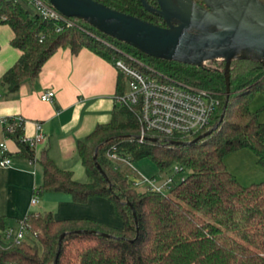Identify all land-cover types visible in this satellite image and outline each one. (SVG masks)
<instances>
[{
	"label": "trees",
	"instance_id": "trees-1",
	"mask_svg": "<svg viewBox=\"0 0 264 264\" xmlns=\"http://www.w3.org/2000/svg\"><path fill=\"white\" fill-rule=\"evenodd\" d=\"M92 1L161 26L159 19L145 12L138 0ZM147 2L154 6L152 0ZM68 19L70 25L63 26L43 19L22 0L0 3V26L10 28V46L20 52L0 78V86L7 93L16 92L22 84H31L57 49H68L72 55L85 49L111 64L117 59L126 61L125 56H129L161 76L212 93L219 106L211 127L217 122L225 102L221 61L197 68L152 59L80 20ZM228 83L220 124L192 144L172 146L167 141L185 143L197 136L159 139L145 134L139 142L140 129L134 113L114 105L109 122L97 126L76 144L86 183L75 182L69 172L59 170L42 154L37 161L42 169L39 191L65 194L76 204H84L92 197L107 199L121 228L88 220L59 221L50 213L29 214L24 217L28 231L24 241L4 244L0 239V263L264 264V183L240 186L223 164L226 155L247 149L264 167V123L258 121V112L249 110L253 97L264 95V66L234 59L229 66ZM123 92L124 79L118 74L115 96ZM2 129L4 136L18 147V155L33 161V150L22 141V126L15 127L11 134ZM111 148L127 163L150 160L159 173L172 165L189 172L175 180L165 193H138L120 166L108 159ZM3 229L0 218V232ZM76 231H95L106 237Z\"/></svg>",
	"mask_w": 264,
	"mask_h": 264
},
{
	"label": "crops",
	"instance_id": "crops-1",
	"mask_svg": "<svg viewBox=\"0 0 264 264\" xmlns=\"http://www.w3.org/2000/svg\"><path fill=\"white\" fill-rule=\"evenodd\" d=\"M12 38L10 28L1 25L0 78L20 55L10 46ZM117 79L113 65L91 52L82 49L72 55L68 49H57L31 84H22L14 93H7L0 86V120L19 117L23 120L24 139L42 136L34 146V160L30 161L18 155V147L4 136L0 124V144H4L10 160L7 167H0V218L4 225L17 223L29 214L50 213L59 221L88 220L121 228V221L107 199L92 197L84 204H76L65 194L39 191L42 169L37 162L43 154L56 168L69 172L75 182H87L76 144L97 126L109 122ZM45 91H52L51 103L40 101L39 95ZM249 110L258 112V121L264 123V95L256 94ZM223 164L240 186L264 183V167L257 164L256 157L247 149L226 155ZM34 195L37 202L30 205Z\"/></svg>",
	"mask_w": 264,
	"mask_h": 264
},
{
	"label": "water",
	"instance_id": "water-1",
	"mask_svg": "<svg viewBox=\"0 0 264 264\" xmlns=\"http://www.w3.org/2000/svg\"><path fill=\"white\" fill-rule=\"evenodd\" d=\"M138 1L145 12L160 19L164 26L141 21L92 0H46L63 17L80 20L152 59L197 68L221 61L225 102L217 122L189 142L167 141L172 146L192 144L209 135L223 118L231 61H252L264 66V3L260 0H200L203 9L193 0H152L155 7L147 0ZM158 141L150 139V142ZM75 233L106 237L95 231ZM63 237L64 234L59 237L57 253Z\"/></svg>",
	"mask_w": 264,
	"mask_h": 264
},
{
	"label": "built area",
	"instance_id": "built-area-1",
	"mask_svg": "<svg viewBox=\"0 0 264 264\" xmlns=\"http://www.w3.org/2000/svg\"><path fill=\"white\" fill-rule=\"evenodd\" d=\"M18 0H0L3 2H15ZM32 7L40 17L53 21L63 26H69L68 18L63 17L55 11L48 3L42 0H22ZM58 29H56V32ZM126 61L117 59L113 62V67L124 79V92L120 96L114 97V104L128 108L134 113L139 125L140 133L137 138L143 141L145 134L162 139H191L210 129L213 118L219 106V101L213 94L195 87L182 85L175 80L161 76L149 67L143 66L135 59L125 56ZM131 63L139 65L133 66ZM42 102L51 103L53 99L52 91H45L39 95ZM6 134H11L15 127H20L23 120L19 117H10L0 120ZM39 130V127L36 126ZM42 140L38 134L32 140L22 138L30 149H34L36 143ZM107 157L117 164H127V161L114 153L115 148H111ZM10 163L7 150L3 143L0 144V167H7ZM181 171L178 166L173 167V174L177 175ZM132 184V187H143V191L154 193H165L169 190L173 182L172 177L165 178H142ZM180 180V178L178 179ZM37 202L34 195L30 199V205ZM4 244H19L24 241L28 231L24 223V218L19 220L16 229H6L1 231ZM34 237V235H31ZM0 264H12L1 262Z\"/></svg>",
	"mask_w": 264,
	"mask_h": 264
},
{
	"label": "rangeland",
	"instance_id": "rangeland-1",
	"mask_svg": "<svg viewBox=\"0 0 264 264\" xmlns=\"http://www.w3.org/2000/svg\"><path fill=\"white\" fill-rule=\"evenodd\" d=\"M206 65H208V64H206ZM118 165L120 166L121 173L127 177V180L130 183L137 181L139 179L138 177H142V178H148L149 177V178H151V176L154 177L155 179L172 177L174 180H178V178L186 176L189 172L186 169H181V172H179L177 175H174L173 174V167L174 166L172 165L166 171L159 173L157 168L148 159H142V160H139L136 162H131V163H127V164H118ZM134 190L138 193H141V192H143L144 189L142 186H139V187H135ZM17 223L9 222V223L5 224L4 230L16 229ZM0 237L3 238L2 232H0Z\"/></svg>",
	"mask_w": 264,
	"mask_h": 264
},
{
	"label": "flooded vegetation",
	"instance_id": "flooded-vegetation-1",
	"mask_svg": "<svg viewBox=\"0 0 264 264\" xmlns=\"http://www.w3.org/2000/svg\"><path fill=\"white\" fill-rule=\"evenodd\" d=\"M193 2H194L195 4H197L198 6L202 7L203 9H205L204 6L202 5V3H201L200 0H193ZM154 6H155V4H154ZM154 6H153V7H154ZM159 24H160L161 26H164V25L162 24V22H161L160 19H159Z\"/></svg>",
	"mask_w": 264,
	"mask_h": 264
}]
</instances>
